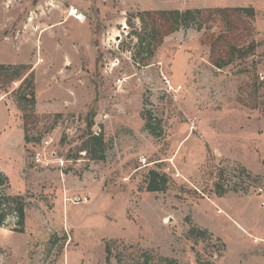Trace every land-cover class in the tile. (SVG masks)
I'll return each mask as SVG.
<instances>
[{"label": "rangeland", "instance_id": "1", "mask_svg": "<svg viewBox=\"0 0 264 264\" xmlns=\"http://www.w3.org/2000/svg\"><path fill=\"white\" fill-rule=\"evenodd\" d=\"M225 8L254 11L246 57L212 64L217 16L141 61V14ZM2 65L30 71L0 81V172L26 202L25 232L0 228V264H264V0H0ZM88 119L101 159L78 152ZM48 137L44 170L32 155Z\"/></svg>", "mask_w": 264, "mask_h": 264}, {"label": "trees", "instance_id": "2", "mask_svg": "<svg viewBox=\"0 0 264 264\" xmlns=\"http://www.w3.org/2000/svg\"><path fill=\"white\" fill-rule=\"evenodd\" d=\"M244 13H251L254 17L253 9L238 8V9H207V10H186L181 11H151L141 14L140 19L145 26V34L140 38V46L142 50H146V54L149 56L142 57L141 61H148L153 56L159 46L162 45L163 40L168 35L181 31L183 29L195 28L198 31L207 28L211 22H213L217 16L222 18L227 32L221 34L219 37L210 40L209 45L211 47V61L212 64L219 69L229 66L234 60L241 57H246L247 52L253 50V46L240 49L238 47V38L244 36L243 32L252 31V26L249 21L244 18ZM235 41V43L233 42ZM7 68V67H6ZM2 70V76L0 75V81L5 84H10L15 80H20L25 74H28L30 69L25 66H19L18 68L0 66ZM26 83V82H24ZM28 87L33 98L35 99L34 84H28ZM150 112L146 113V127L152 129L153 119ZM62 114H56L53 116V124H56ZM51 119V117L49 116ZM92 123L86 125L84 132L81 135L82 144L78 152H86L91 155L93 159H101L104 154V142L101 134H94L90 132ZM28 141V138L26 137ZM244 174V170H243ZM151 175L158 176L155 172ZM9 189V182L7 178L0 172V228L5 227L8 224L10 217L15 219L14 227L12 231L25 232V218H26V202L23 196L12 195L7 192ZM149 191H163L159 188L155 182L154 177L148 187Z\"/></svg>", "mask_w": 264, "mask_h": 264}, {"label": "built area", "instance_id": "3", "mask_svg": "<svg viewBox=\"0 0 264 264\" xmlns=\"http://www.w3.org/2000/svg\"><path fill=\"white\" fill-rule=\"evenodd\" d=\"M173 80L168 76L162 74L160 79L161 87L160 89L163 92V95L166 98L177 99V95L182 91V87L180 85H174ZM126 79H118L116 81V92L117 94H123L126 89ZM190 122L192 120L190 119ZM192 129H194L195 124L192 123ZM54 143L52 137H48L43 140L41 147L35 150L32 155V164L34 167L42 168L44 170H48L52 167L53 162L57 160V152L54 151ZM59 163L62 167L63 160L59 159ZM142 163H146V159H142ZM88 196H84L82 198L75 199L74 202L77 204H82L88 201Z\"/></svg>", "mask_w": 264, "mask_h": 264}, {"label": "bare ground", "instance_id": "4", "mask_svg": "<svg viewBox=\"0 0 264 264\" xmlns=\"http://www.w3.org/2000/svg\"><path fill=\"white\" fill-rule=\"evenodd\" d=\"M69 16L72 18L74 17L76 20L80 21L81 23H84V17L80 15L79 12L74 7L70 10Z\"/></svg>", "mask_w": 264, "mask_h": 264}]
</instances>
